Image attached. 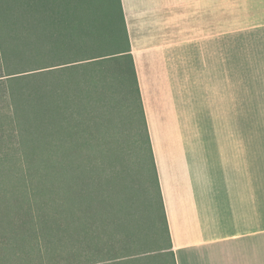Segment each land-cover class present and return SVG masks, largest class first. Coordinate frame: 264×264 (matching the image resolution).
<instances>
[{
  "label": "crops",
  "instance_id": "0c3cea01",
  "mask_svg": "<svg viewBox=\"0 0 264 264\" xmlns=\"http://www.w3.org/2000/svg\"><path fill=\"white\" fill-rule=\"evenodd\" d=\"M121 2L176 264H264V0Z\"/></svg>",
  "mask_w": 264,
  "mask_h": 264
},
{
  "label": "trees",
  "instance_id": "16d2710c",
  "mask_svg": "<svg viewBox=\"0 0 264 264\" xmlns=\"http://www.w3.org/2000/svg\"><path fill=\"white\" fill-rule=\"evenodd\" d=\"M14 1L0 0V77H6L1 83L24 132L23 156L31 172L23 181L26 207L18 198L12 206L5 203L7 178L0 180V264H39L49 254L54 264L131 261L129 254L113 263L98 256L100 243L116 222L95 218V206L109 204L117 215L118 206L125 204L121 197L109 199L104 177L99 170L93 171L88 151L94 143L86 140V132L91 137V131L83 127L88 101L97 95L101 98L111 87L106 83L99 87L109 74L129 88L131 115L143 130L139 139L143 173L149 188L156 187L158 210L149 198L148 204L165 231V244L159 250L176 264L121 0H103L101 11L94 10L91 0ZM72 70L80 73L73 80L69 79ZM49 77L42 85L43 78ZM74 109L80 114L75 128L71 124ZM94 126L98 129L97 123ZM28 141L37 142L29 145ZM82 154L85 157H79ZM8 156L0 159L4 169L13 167ZM92 249L99 253H90ZM66 252L69 258L63 257Z\"/></svg>",
  "mask_w": 264,
  "mask_h": 264
},
{
  "label": "rangeland",
  "instance_id": "374dc122",
  "mask_svg": "<svg viewBox=\"0 0 264 264\" xmlns=\"http://www.w3.org/2000/svg\"><path fill=\"white\" fill-rule=\"evenodd\" d=\"M9 1L11 2V0ZM68 1L70 0H63V3ZM12 2L17 1L12 0ZM91 2L95 11L102 10L103 0H91ZM4 31H7V28ZM7 33L10 32L7 31ZM78 70H72L69 73V76L72 77L69 79L78 78L80 73H75ZM50 78H43L42 85L51 80ZM5 80L6 77H0V159H4L5 155L9 154L8 159H11L9 161L13 167L12 169H4V165H0V180L7 178V181L3 183V189L6 191L5 203L12 206L14 202L16 203L15 198H18L21 202L23 200L21 206L26 207L24 199L27 200L28 197L25 195L26 188L23 186V181L27 179L31 170L27 169L25 157L23 156V137L21 136L24 133L21 131L23 129L18 124L19 122L15 120L17 116L16 109L12 100L4 91V84L1 83ZM62 80H64V77H61ZM102 81L99 83V87L106 83V85L111 86L110 89L108 88L103 92L102 100L100 95H97L95 100H89L86 106L89 115L86 118L85 114L86 119L83 127L91 131V137L86 132L85 138L87 141L89 139L91 143H94V148L92 151L91 149L88 151V155L94 160L93 171L99 170L100 175L104 177L106 192L110 193H108L110 195L109 199L113 200V197H121L122 200L125 199L123 202L125 204L121 207L118 206L119 214L117 215H113L112 206L109 204L108 206L100 204L95 206V218H104L108 220V224L115 219L116 226H109L111 230L105 234L103 242L100 243L102 251L98 250L99 253L92 249L90 253H99L98 256L109 259L107 263L123 260V255L129 254L127 260L131 261L124 264H174L172 259L165 255L166 253L159 250L165 244V231L158 221L157 214L148 204L149 198L155 203V208L158 210L156 187L152 184L151 189L149 188L148 177L143 173V155L139 150V144H141L139 139L143 130L141 123L136 124L131 115L129 88L120 78L112 74L107 75ZM30 83L35 82L30 81ZM76 112L77 109H74L71 120L74 128L76 127V119L80 115ZM94 113L96 115L95 120L93 119L95 117ZM96 123L98 129H95L94 124L96 125ZM24 131L27 132V130ZM31 139L35 140V138ZM56 141L58 142V140ZM36 142L28 141L27 144L34 145ZM79 154L78 152L75 156ZM79 157H85V154ZM88 182L92 183L89 179ZM4 207L7 206L4 205ZM255 252L256 254L261 253V257L264 258V245L257 247ZM63 254L64 258H69L67 252ZM47 256L37 262L39 264H54L49 261L50 254ZM51 256L54 255L51 254ZM208 262L207 258H202L199 261L200 264H207ZM61 264L78 263L73 260H62ZM182 264H185L184 260Z\"/></svg>",
  "mask_w": 264,
  "mask_h": 264
}]
</instances>
